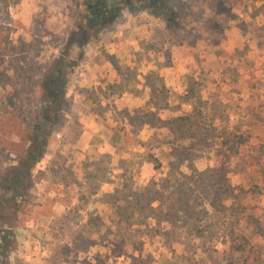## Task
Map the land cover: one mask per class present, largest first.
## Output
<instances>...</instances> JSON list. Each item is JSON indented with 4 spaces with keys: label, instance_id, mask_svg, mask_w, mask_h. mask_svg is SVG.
Listing matches in <instances>:
<instances>
[{
    "label": "rangeland",
    "instance_id": "obj_1",
    "mask_svg": "<svg viewBox=\"0 0 264 264\" xmlns=\"http://www.w3.org/2000/svg\"><path fill=\"white\" fill-rule=\"evenodd\" d=\"M210 1L161 0L165 15L158 18L178 29L186 25L192 11H199L198 6ZM95 2L108 8L114 5L119 9L118 16L98 39L82 44L74 31L80 23L85 24L88 4ZM149 5V0L128 4L122 0H0V182L12 161L25 157L30 128L43 106L40 91L44 74L60 75L66 82L64 124L54 131L46 154L32 170L33 190L27 204L17 210L10 193L9 201L0 204V228L16 229L29 220L35 222L43 209L50 211L56 179L76 182L70 173L75 159L65 150L88 143L89 150L96 152L88 142L89 134L80 137L81 126L87 125L93 114L108 120L109 125H115L111 118L121 114L128 117L118 108L120 104L116 103L117 107L105 99L107 86H89L93 77L89 72L96 66L87 59L104 58L113 68H120L119 60L108 53V47H112L109 43L137 38L141 25L147 30V17L152 15ZM178 42L158 49L174 52L178 62L184 56L190 73L184 76V83L180 79L186 84L182 93L201 84H226L225 77L212 79L187 63L185 44ZM127 48L125 51H129ZM169 82L177 88L173 78ZM109 88L110 93L121 89L114 84ZM215 106L221 108L223 103ZM202 107L207 110L208 105L203 103ZM196 128H187L183 141L167 142L159 135L143 145L131 136L125 139L124 146L116 150L122 155L129 151L125 163L134 160L138 149L148 152L154 145L158 168L153 170L150 164L144 175L139 170L132 176L118 177L119 204L113 201L112 191L101 192L99 197L107 201L103 205L91 194L98 190L96 180L106 175L110 163L115 166L123 161H111L106 154L85 160L84 179L90 193L70 203L53 222L54 237L40 236L39 247L45 252L39 253L38 259L44 264H264V144L254 151L248 139L240 152L233 154L222 142L224 132L208 124ZM57 158L70 159L68 166L53 167ZM239 236L246 240L243 248L233 253L231 245ZM17 249V243L4 238L0 264H15L19 259Z\"/></svg>",
    "mask_w": 264,
    "mask_h": 264
},
{
    "label": "crops",
    "instance_id": "obj_2",
    "mask_svg": "<svg viewBox=\"0 0 264 264\" xmlns=\"http://www.w3.org/2000/svg\"><path fill=\"white\" fill-rule=\"evenodd\" d=\"M197 8L200 10L192 11V18L178 29L166 20L149 14L148 29L144 30L141 25L137 38H120L118 43L110 42L112 47L107 50L110 56L119 60L121 67L118 69L104 58L87 59L96 66L91 69L92 73L89 72L93 76L89 86H107L105 99L113 101L115 105L120 104V107L116 106L124 109L128 117L121 114L111 118L115 125H109L108 120L93 114L89 123L81 126L80 137L84 139L89 134L88 142L96 152L89 150L87 142L84 147H69L65 150L67 155L75 159L70 173L74 174L76 182L64 183L56 179L50 211L43 209L35 217V222L29 220L15 229L19 254L15 264H44L38 259L39 253L45 252L42 246L39 247V237H54L53 222L62 216L70 203L83 198L82 194L88 197L90 193L84 179L85 160H94L96 158L92 157L106 154L111 161H123L115 166L110 163L106 175L96 180L99 181L98 190L91 196L102 205L107 204L106 200L102 201L99 197L103 190L117 195L120 189L118 177L123 179L139 170L144 175L150 169V164L153 170H157L154 161L158 155L154 145L148 152L144 148L138 149L134 160L125 163V156H130L129 151L122 155L116 150L119 145L124 146L129 136L143 145L154 142L152 140L158 139L159 135L167 142L183 141L187 128L193 125L197 130V126L208 124L220 132L239 129L242 134L247 132L254 151L264 144V0H211L208 5ZM173 41L186 45L183 46L187 51V63L212 79L225 77L226 84H201L182 93V88L186 86L183 84L184 76L190 73L183 61L184 56L179 57L178 62L174 52L158 49ZM124 47H128L129 51H125ZM169 78L178 82L177 88L169 82ZM112 84L121 87L118 93H110ZM203 103L208 105L207 110L203 109ZM217 103H223V106L218 108L215 106ZM176 123L179 124L177 130ZM86 126L96 129L87 130ZM171 152L172 148L169 147L168 154L171 155ZM69 160L60 161L57 158L53 162L56 164L52 165L58 169L59 164L68 166ZM109 185L112 189L107 190Z\"/></svg>",
    "mask_w": 264,
    "mask_h": 264
},
{
    "label": "trees",
    "instance_id": "obj_3",
    "mask_svg": "<svg viewBox=\"0 0 264 264\" xmlns=\"http://www.w3.org/2000/svg\"><path fill=\"white\" fill-rule=\"evenodd\" d=\"M130 1L133 2V0H122L124 4H128ZM149 1L152 6L154 5L157 7V9H153L152 6L149 5L152 14L158 17L165 15V11L161 10L163 6V3L161 5V0L159 1L160 7H158L157 0ZM113 6L114 5H111V7L108 8L107 5H99L98 2L89 3L87 9L88 16H86L85 24L80 23L74 31L75 36L78 38L77 41L82 44H87L98 39L99 34L106 25L116 20V17L118 16L119 9ZM65 87L66 82H64V80L62 81L60 75H54L52 73L44 74L40 91L43 106L38 110L35 116V121L30 128V137L28 139L29 145L25 150V157H17L12 161V167L5 171L4 178L2 182H0V204L9 201L8 193L11 194L12 199L15 201L14 205L17 210H21L22 204H27L30 193L33 190L31 184L32 170L46 154L49 140L54 131L60 129V126L62 127L64 124L65 117L63 114L62 103L65 97ZM91 104L93 107V101H91ZM175 126L177 130L179 124L176 123ZM223 132L225 136L222 142L228 151L233 154L239 153L249 138L248 135L239 133L237 130L230 132L224 130ZM155 167H158L157 164H155ZM44 184L45 183H43V185ZM111 196L116 204L121 202L120 196ZM0 237L3 238L0 240V248L4 245V238H8V241H12V243L15 244V228L11 227L8 229L6 226L0 228ZM39 240L41 241L40 237ZM245 240L246 239L242 236L237 237L231 245V251L233 253L238 252L239 248H243L242 244ZM11 251H13V248Z\"/></svg>",
    "mask_w": 264,
    "mask_h": 264
}]
</instances>
